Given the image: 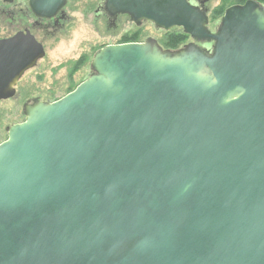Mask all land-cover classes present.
Returning <instances> with one entry per match:
<instances>
[{
    "label": "water",
    "instance_id": "obj_1",
    "mask_svg": "<svg viewBox=\"0 0 264 264\" xmlns=\"http://www.w3.org/2000/svg\"><path fill=\"white\" fill-rule=\"evenodd\" d=\"M205 3L105 0L213 45H107L73 91L24 107L0 143V264H264V5L213 33ZM66 4L29 0L41 18ZM45 55L29 32L0 40V100Z\"/></svg>",
    "mask_w": 264,
    "mask_h": 264
},
{
    "label": "rangeland",
    "instance_id": "obj_2",
    "mask_svg": "<svg viewBox=\"0 0 264 264\" xmlns=\"http://www.w3.org/2000/svg\"><path fill=\"white\" fill-rule=\"evenodd\" d=\"M100 1L102 0H68L65 9L70 20L64 24L62 30L55 34L36 31L39 39L44 41L47 54L23 77L19 85L21 98L33 96L45 100L65 96L92 74L91 61L98 49L110 42L119 41L128 29H134L125 22V26L117 30L111 28L107 22L97 20L95 11ZM206 1L210 10L209 28L214 31L220 26L224 15H221V9L228 3H225V0ZM11 10L0 1V38L13 33L16 29ZM144 30L158 39L161 45L171 49L185 45L190 39L189 35L188 38L183 35L186 33L182 29L158 31L152 24H147ZM168 33H175L178 38L182 37L183 42L173 48L170 39L167 38ZM24 120L21 101L0 102V143L8 138L9 126Z\"/></svg>",
    "mask_w": 264,
    "mask_h": 264
},
{
    "label": "flooded vegetation",
    "instance_id": "obj_3",
    "mask_svg": "<svg viewBox=\"0 0 264 264\" xmlns=\"http://www.w3.org/2000/svg\"><path fill=\"white\" fill-rule=\"evenodd\" d=\"M0 1L3 3L4 6L9 7L10 9H12L11 10V14L14 15L13 22L16 23L15 31L13 33H11V34H8V35L4 36V37H1L0 40L10 39V38L14 37L16 35V33L21 32V31H23L25 33L29 32L36 38V40L38 42L43 44V46H44V48L46 50V46L44 44V41L39 39V37L36 34V31L44 32L45 34H49L50 32L55 34L56 32H59V30H62L63 27H64V24H66L70 20V16L67 14V11L65 9L67 5L64 7V9L60 10L53 17H51V18H41V17H38L37 15H35L33 13V11L31 10V8L29 6V0H27V2H25L24 0H13L12 2H5V1H2V0H0ZM191 1L194 4H199V0H191ZM67 2H68V0H67ZM207 3L208 2L206 1L205 5L203 7V10H205V11H207L209 13L210 10L207 7ZM14 8L16 10H14ZM95 16H96V19L98 18L97 20H100V22L101 21L102 22L105 21V22H107V24L111 28H115L117 30L120 27H124L125 26V22L129 23L131 28H134L133 30L128 29L126 31V33L119 39V41L110 42V43L106 44L105 46L112 45V44L131 43V42H145L150 37L154 38L150 34L146 33V31L144 30V27L147 24H152L151 22L147 21V22H143L141 25H137V24L134 23V21L127 14L112 15L105 9V0L100 1L99 5H98V9H96V11H95ZM152 25L154 26V24H152ZM176 29L179 30V28H175V29H173L171 31H175ZM156 30H158V29H156ZM158 31H160V30H158ZM215 31L216 30H214L213 32H215ZM44 33H42V34L44 35ZM156 40L161 45L159 40L158 39H156ZM187 44H194V45H197L198 47H200L202 49H205V50L210 49L211 46L213 45V43H211V42L196 41V40L192 39L191 37H190V39L188 40V42L185 45H187ZM185 45H183V46H185ZM161 46L163 48H165V49H171V48L165 47L164 45H161ZM183 46H181V47H183ZM181 47H178L176 49H179ZM46 54H47V52H46ZM40 60H42V59H40ZM39 61L37 62L36 66L38 65ZM36 66H34V67L30 68V69H27L21 75V77L16 81V83L14 84V88H15L14 95L12 97H10V98H7V99H1L0 102L16 101V100L21 101L22 106H23V113L25 115L24 107L28 106V105H32L35 100H41V101H44V102H53V101L57 100V99H50V98L43 100L40 97H33V96L32 97H27V98H21L20 86L19 85H20L23 77L30 70L35 68ZM15 124H18V123H15ZM7 132H8V128H7Z\"/></svg>",
    "mask_w": 264,
    "mask_h": 264
},
{
    "label": "trees",
    "instance_id": "obj_4",
    "mask_svg": "<svg viewBox=\"0 0 264 264\" xmlns=\"http://www.w3.org/2000/svg\"><path fill=\"white\" fill-rule=\"evenodd\" d=\"M247 0H225V3H228L227 6H223L221 9V15L224 14V11L232 6V5H237V4H244ZM259 3H261L262 5H264V0H256ZM220 13V12H219ZM175 33H168L167 38L170 39V42L173 46V48H176L177 46H179L183 41H182V37L178 38V36L174 35ZM183 34V33H182ZM186 38H188L189 36L187 34H183ZM186 39H184L185 41ZM182 41V42H181ZM170 48V47H168Z\"/></svg>",
    "mask_w": 264,
    "mask_h": 264
}]
</instances>
